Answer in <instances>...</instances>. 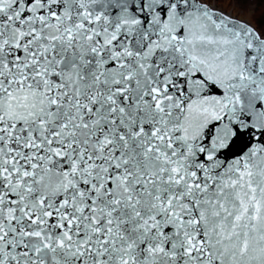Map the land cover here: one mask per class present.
Instances as JSON below:
<instances>
[{
	"label": "snow or ice",
	"instance_id": "snow-or-ice-1",
	"mask_svg": "<svg viewBox=\"0 0 264 264\" xmlns=\"http://www.w3.org/2000/svg\"><path fill=\"white\" fill-rule=\"evenodd\" d=\"M0 264H264V0H0Z\"/></svg>",
	"mask_w": 264,
	"mask_h": 264
}]
</instances>
